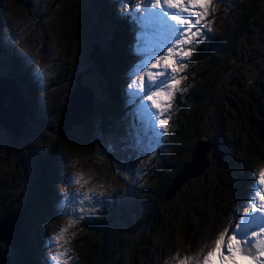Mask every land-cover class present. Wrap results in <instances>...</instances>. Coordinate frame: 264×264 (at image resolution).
<instances>
[{
  "label": "rangeland",
  "instance_id": "1",
  "mask_svg": "<svg viewBox=\"0 0 264 264\" xmlns=\"http://www.w3.org/2000/svg\"><path fill=\"white\" fill-rule=\"evenodd\" d=\"M49 1L13 0V4L12 0H4L5 10L0 25V51L4 55L3 59L1 58L4 63L1 64L2 61L0 63V76L10 77L15 82V78L5 71L8 69L7 56L22 64L27 70V77L20 78V80H23L25 84L23 86L28 94L24 93L25 91L21 92L23 86L17 82L23 108L16 107L13 114L16 115L19 123L20 120L22 124L29 120L32 121L31 124H28L30 129H22L21 133L12 136L4 130L5 125L0 126V164L3 168V171H0V184L9 187L10 181L5 182L4 176L8 174L15 179L14 174L20 171L16 167L18 165L26 174L22 189L26 188L31 191L29 195L33 202L43 199L48 207V210L41 214L40 219L28 220L27 234L21 238L22 252L16 253L14 250L12 254L0 253L1 257H10L9 264H18L19 262L28 264L27 259L30 256L38 257L33 259L31 264H57V261H53L51 257L57 253H63L65 249H69V251L61 258L60 264L63 260H67V264H74L76 261L73 263L70 259L73 260L77 255L76 245L78 247L80 245V241L77 242L78 238L88 236V240H91L92 237L91 230L85 233L84 227L90 229V224L97 222L100 224L98 232L103 231L100 236L103 238L106 248L114 251L116 246H125L123 239L118 235L132 232L135 226L136 229H139L141 222L137 225H135L136 222H133L134 219H137L134 209L138 208V215L143 216V209L146 208L148 202L152 201L147 196L149 188H147L148 179L145 177L150 172L159 175L161 166L168 172L173 167L165 163L170 136L174 132L169 123L173 114L172 116L166 115L170 116L167 131L162 136L156 135L159 121H152L142 111L144 116L138 114L141 103L150 105L151 102L147 99L141 101L140 97L133 96L132 90L129 89L131 82L128 81V77L132 75V81L135 79L137 86L140 85L139 76L136 74L144 66L143 63H147L151 59L149 52L156 43L152 29L143 27L138 22L137 27H131L133 16L130 14L136 11V5L142 3V0H65L77 14L81 24L80 28H82V22L85 25L89 24L84 29L83 35L73 34L71 29L69 30L66 26L65 14L52 13V10L49 9ZM241 4L239 0H218L214 5V10L210 9L207 15L205 23L208 27L202 25H196V27L201 28L203 34L211 32V35H214L220 15L233 12L234 7L237 10ZM142 12L141 9L139 14ZM55 17L59 19V25L56 24ZM209 28L210 30H208ZM140 31L145 34L149 33L148 43L146 42L142 51L137 49L141 47L137 42H134L135 39L142 41ZM247 36L248 34L245 35V37ZM231 37L232 40L235 38L233 35ZM245 37V42L241 37L239 44L246 43ZM69 42L74 48L70 55L68 52L64 53ZM204 43L203 38L195 42L194 46H187L192 48L191 56L193 54V57L199 60H208L211 52L207 47L210 42L205 46ZM260 43L263 44L262 49H264V38L260 40ZM98 47L100 54L110 50L122 61H125L116 67L117 77L111 79L108 72L107 77L102 76L100 71L93 68L92 51ZM200 47H204L203 51ZM198 49H200L198 53L194 54ZM256 49L261 50L260 47ZM64 54H68L71 58L73 69L64 82L53 81L58 62L63 59ZM191 56L183 60L182 63L185 65L189 63ZM93 58L103 70L102 60L100 61L99 56L94 54ZM4 64L5 66H2ZM188 68L189 66H186L183 71L173 75L183 77ZM261 68H264L263 52H259L257 57L249 61L243 71L247 77V83L250 84L254 79L252 86L259 87L256 99L263 112L259 113L261 116L256 115L259 116L256 117L257 123L253 135L256 139L259 137L256 134L258 131L260 137L264 138V105L263 107L259 105L260 101L264 102L262 96L264 93V73H262L264 69ZM149 70L154 71L150 65ZM95 72L98 75H95ZM234 73L236 75L237 71ZM113 79L116 80L115 84L112 83ZM184 80H181L180 85ZM45 81L50 82V87L47 86L49 88H46ZM76 81L79 86L76 85ZM255 81L258 82L257 85H255ZM103 85H108V87L103 89ZM115 85L121 86L119 93L114 91ZM75 87L78 90L71 94ZM182 90L184 93L186 88ZM213 90L207 91L205 88L201 92L200 99L203 100L205 106L203 109L205 116L202 118L204 124L209 121L210 125L214 124L215 126L216 118L219 117L216 107L220 105V99L212 96L214 95ZM219 94L217 96H223ZM76 95L77 99L82 101L81 107L85 108L83 114L80 111H75L76 108L69 111L72 115L74 113L75 119L79 118L77 122H74L75 125L70 127L71 130L79 132L76 135H71L79 142L71 145L72 148L68 144L70 151H54L53 168H47L48 172L45 174L49 176L51 184L46 186L42 179V170L36 165L29 166V164H32L38 155L41 158H46L53 130L60 133L67 130H62L63 122L67 119L66 125H68L71 119L62 115L61 111L72 102L70 98H74V96L76 98ZM6 105L7 100H4L2 106ZM55 111H57V115ZM77 112L78 116H76ZM102 112H105L108 120L104 128L100 127L98 117V114ZM151 112L155 113L157 109L153 108ZM228 113H232V111L230 110ZM40 116L42 118L38 120ZM47 116L50 119L55 117V122L47 123ZM5 120L7 124L11 123L6 118ZM219 127L222 128V126ZM213 131L219 130L215 126ZM245 132L243 130L238 134L243 135ZM213 137L215 140L219 138L215 135ZM81 139L86 140L85 146L80 143ZM214 139L212 138L211 141L200 136L196 140V143L201 144L199 147L196 146L198 148L195 150L197 158L193 161L191 170L187 171L183 177L179 175L172 183V192L179 191L178 197H175L176 202L156 207L160 213L161 224L156 243L150 241L153 246L156 245V252L153 253L150 249L148 254L144 255L149 259L146 264H179V261L185 257H194L197 253L206 254L214 246L212 242L218 238V235L226 229L231 234V229L235 227L240 216L248 210L245 207L248 190L253 178H256L258 182L259 170L264 168V150L258 156L253 151L251 155L252 157L257 156V159L250 162L246 159L250 165H248L249 168L243 170L239 164V157L229 158V149L225 144L228 139L225 142L218 141L219 147L216 142L213 143ZM230 142L231 147L235 146L234 153L237 154L244 150L237 137ZM83 147L89 148L92 153L85 151ZM206 152L211 154L210 159L208 157L206 159ZM160 161L162 162L161 166H159ZM202 162H204L203 165ZM186 164H191V161ZM222 165L228 166L229 172L240 173L242 170L243 173L246 172V182L241 183L238 192V185L234 187V192L228 188L230 182H225L228 175L222 174ZM206 166H209L208 175H203L195 180V176ZM81 173L88 181L85 184L82 180V187L72 182L73 178ZM151 175L152 173L149 174V176ZM187 179H191L190 184L187 187H181L180 185ZM31 181H35L36 185H32ZM135 186L144 188L147 197L140 194V191H144L143 189L135 188ZM89 190L94 191L96 195L90 201H83V194ZM21 191L18 185L12 190L18 200L23 196L20 195ZM2 192L4 191L2 190ZM77 193L79 196H75ZM47 196L49 201H47L48 198L46 199ZM25 201L24 199L23 210ZM29 213L31 212L27 214ZM73 216L82 217V219L75 220L69 226V221ZM127 223L131 225L128 226ZM82 224H85L84 227ZM61 228H67V232L63 240L57 244L52 241V237ZM34 229L40 230L34 235L35 238H32ZM187 229L188 231L184 232ZM19 242L20 239L17 243ZM135 264L145 263H141L138 259Z\"/></svg>",
  "mask_w": 264,
  "mask_h": 264
},
{
  "label": "trees",
  "instance_id": "2",
  "mask_svg": "<svg viewBox=\"0 0 264 264\" xmlns=\"http://www.w3.org/2000/svg\"><path fill=\"white\" fill-rule=\"evenodd\" d=\"M239 3L242 4L237 10L234 7L233 12L231 11L226 15H220V18L217 22V29L215 30L214 35H211V32H205L204 46L210 42L207 47L208 51L211 52L208 60H199L196 57H193L192 54L190 62L186 63V66H189V68L185 71V74L183 76L185 80L180 86L178 85L179 90L175 92L172 99L173 101L168 102L171 104V108L168 109L165 115L172 116L173 114L172 120H170L169 123L172 125L174 132L170 136L168 155L165 159V163L168 165H172L173 167L168 172L161 166V159L159 164V166H161V169H159V175L155 172H150L145 177L148 179L147 188H149L147 191V196H149L150 200L152 201L148 202L146 208L143 209V216L138 215V208L134 209L137 214V219H134L133 222H136L135 225L141 222L140 228L136 229L135 226L132 232L120 233L118 237H121L123 239L125 246H120L121 249L120 247L116 246L113 251L104 246V240L100 236L103 231L101 230V232H98L100 231V224L98 222L95 224H90V229L84 227L85 224H82L85 233L91 230L92 237L91 240H88V236H85V238L80 236L78 238L77 242L80 241L79 247L76 245V254L78 256L75 254L76 256L74 257V259H70V261L73 263L74 261H76L74 264H135L138 259H140L141 263L143 262L146 264L149 262V259L144 255H146V253L148 254V251L150 249L153 253L156 252V245L153 246L150 241L152 240V243H156V239H158V229L161 224L160 213L158 212L156 207L165 205L166 203L169 204L176 202L175 197L179 194V191L175 190L174 192H172L171 185L175 179V176L179 173L181 168H183V166L186 165L187 162H189L191 151L196 143V140L200 136H204V138L211 141L212 138L214 139L213 135L219 137L218 139H214L213 141V143L216 142L217 146L219 144L218 141L225 142L226 139H228L225 144L229 149V158L235 159V157H239V164L243 170L249 168V162L253 159H257L258 154L261 153L262 150H264L263 136L262 138L260 137L259 131L258 133L256 132L257 136H259L257 139L253 136L255 134L254 128L257 123L256 117L261 116L259 115V113L263 112V109L259 108L256 99V94L259 90V87L252 86L254 79L250 84L247 83V77L243 73L244 67L249 63V61H251L254 57H257L259 52L264 53V49H262L263 44L260 43V40L264 38V0H239ZM49 9L52 10V13L61 12L65 14L67 18L66 26L69 28V30L71 29L73 34L83 35L85 32L84 29L89 25H85L84 22H82V28H80L81 24L79 19L77 18V14L73 11L70 5L66 3L65 0H50ZM4 10V0H0V25ZM55 22L58 25L60 23L59 19L56 17ZM131 27L133 26L131 25ZM231 34L233 35V37L235 36L233 40L231 39ZM246 34H248L247 37H245ZM241 37L244 42V37L246 38V43H244V45H242L241 43L239 44V42L241 41ZM257 47H260L262 51L257 50ZM73 49V45L71 44V42H69L64 53L68 52L70 55V52ZM200 49L203 51L204 47H200ZM200 49L196 50L194 54L198 53ZM104 54L107 63V70L104 76H106L108 72L111 79L112 77H117L115 69L118 65H120V63L122 64L125 61H122L120 57L115 55V53L110 50H107L106 52H104ZM69 55L64 54L63 59L58 62V68L55 71L53 81L59 82L60 80L64 82L68 74L73 69L71 66V58H69ZM3 57L4 55L0 51V63L2 61L1 58L3 59ZM7 57L8 69H5V71L9 72L10 75L15 78V85L17 82L20 86L25 85L23 83V80H20V78L27 77V70L24 69L22 64L17 63L10 56ZM3 63L4 62L2 61L1 64ZM2 66H5V64ZM19 67L21 68L17 69ZM235 71H237L236 75L234 73ZM262 73H264V70ZM95 75H98V73L95 72ZM45 82L46 88H49L50 82ZM112 83L115 84L116 80L113 79ZM254 83L255 85H257L258 82L255 81ZM48 85L49 87H47ZM107 87L108 85L102 86L103 89ZM120 87V85H115L114 91L116 93H119ZM183 88H186V90H184V93H182ZM194 88L195 91H193ZM205 88L207 91H212L213 89H215L213 90L214 95L212 96L220 99V105L216 107V113L218 112L219 117L216 118L217 122L215 123V126L219 131H213L215 128L214 124L210 125L209 121L204 124L202 120V118L205 116L203 110L205 106L203 100L200 99V95ZM24 91L25 87L23 86V90H21V92ZM24 93L28 94V91H25ZM207 93L211 94L210 92ZM217 94L223 96L219 97L217 96ZM262 96L264 98V93L262 94ZM259 105L260 107H263L264 102L260 101ZM230 110L232 111V113H228ZM111 111L113 113L112 109ZM206 113H208V111H206ZM55 114L57 115V111H55ZM98 115L97 116L100 119V127L104 128L106 126V123L108 122L107 116L105 115V112H102ZM88 117L90 118V116ZM41 118L42 116H40L38 120ZM46 120L47 123H49L50 121L55 122V117L54 119H50V117L47 116ZM46 120L44 119V122H46ZM260 120H262V118H260ZM31 122V120L25 122V127L23 129H30L28 124H31ZM218 125L222 126V128ZM70 130V127L63 133H60L57 130H53L50 141L48 143L49 151L46 152V158H41L38 155L35 157L34 162L32 164H29V166L36 165L39 169L42 170V179L44 180V184L46 183V186H50L51 184V180L48 178L49 176L45 174L46 172H48L47 168H53L52 158L54 157V151H70V148L73 147L71 145L79 142V140H76L77 138L73 139L71 137V135H76L79 132L77 130L75 131L74 129H72L71 131ZM243 130H245L246 132L243 135H239L238 132H241ZM235 137H237L240 144L242 143V146L244 147V150L242 152L237 153L238 155L233 152L235 146L233 145L234 147H231L230 142L231 140H234ZM80 143L83 144L82 146H85L87 142L85 139H81ZM68 144H70V148H68ZM83 148L85 151H89L90 154L92 153L89 148ZM253 151L254 153H257L256 157H252L251 153H253ZM210 156V153H206V157H208V159L211 158ZM16 167H18L20 171L14 174V176L16 177L15 179H13L8 174L4 176L5 182L10 181L9 187L11 190L8 186H3L2 184H0V215L5 209L17 202V196L12 193V190H14L17 185L22 190L21 193L19 192L20 195H23L22 197L26 201L25 208L23 210L24 212L21 216L22 229L19 235L20 242L17 243L16 248L11 250L10 252L7 249L6 244L0 243V253L4 255L8 253L12 254L14 250L16 251V253L22 252L23 246H21L22 248L20 247V245H22L21 238H23L25 234H27L26 225L28 220L35 221V219H40L41 214L48 210L45 200L37 199L34 200L35 202H33V200L30 199L29 195L31 191H29L28 189L26 190V188L25 190L24 188L22 189L23 182L25 180L24 177L26 174L25 171L18 165H16ZM221 169L223 172L222 174L228 175L227 180H225V182H230V186L228 184V188L234 192V187L238 185V192V188H241V183L246 182V172L243 173V170L240 173L236 171L229 172L228 166L226 165H222ZM0 171H3L1 164ZM208 171L209 166H206L201 170L199 174L195 176V180L201 178L203 175H208ZM151 173L152 175L149 176V174ZM190 182L191 179H187L180 186L187 187ZM30 183L32 185H36L35 181H31ZM135 188L143 189L144 191H140V194H146V190L144 188L140 186H135ZM2 190L4 192H2ZM48 196L46 197V199L48 198L47 201H49ZM27 198L29 199L27 200ZM28 212L31 213L27 214ZM94 219L97 220L95 217ZM127 225L130 226L131 224L127 223ZM39 230L34 229L32 238H35L34 235L39 233ZM187 231L188 229L184 232ZM94 237L95 240H93ZM91 247L93 249H90ZM37 258L38 257L34 256L28 257V264H31V261ZM18 264L23 263L19 262Z\"/></svg>",
  "mask_w": 264,
  "mask_h": 264
},
{
  "label": "snow or ice",
  "instance_id": "3",
  "mask_svg": "<svg viewBox=\"0 0 264 264\" xmlns=\"http://www.w3.org/2000/svg\"><path fill=\"white\" fill-rule=\"evenodd\" d=\"M216 2L218 0H142V3L136 5V11L130 14L141 26L152 29L156 40L149 52L151 59L136 74L140 85L137 86L133 79L129 89L141 101L147 99L151 102L150 105L141 103L140 110L152 121H159L158 136L167 131L170 119L165 113L171 104L165 102L173 99L179 90L178 85L184 79L173 74L186 67L182 61L189 58L192 52V48L187 46H194L195 42L204 38L201 28L196 25L208 27L205 21L209 10H214ZM141 9L142 14H138ZM149 65L156 71H150ZM153 108L157 112H151ZM82 180L88 183L81 173L72 182L82 187ZM95 195L94 191L89 190L83 194L82 200L90 201ZM75 196H79V193ZM245 207L248 210L240 216L231 234L226 229L212 242L214 246L206 254L197 253L194 257H185L179 264H264V168L259 170L258 182L256 178L251 181ZM77 219L82 217L73 216L69 226ZM66 232L67 228H61L52 237V241L59 244ZM68 251L65 249L51 259L60 264L61 258ZM62 264H67V260H63Z\"/></svg>",
  "mask_w": 264,
  "mask_h": 264
},
{
  "label": "water",
  "instance_id": "4",
  "mask_svg": "<svg viewBox=\"0 0 264 264\" xmlns=\"http://www.w3.org/2000/svg\"><path fill=\"white\" fill-rule=\"evenodd\" d=\"M100 55H102V53ZM92 61L94 63L93 68L96 71L97 70L100 71L102 76H104L103 70L105 72V69L102 70V68L100 67V65H99V63L97 61L94 62L93 59H92ZM100 68H101L102 71L100 70ZM103 68H104V66H103ZM77 83H78V81H76V85H77ZM77 86H79V85H77ZM3 88L12 89L16 97L15 98H6V97L0 95V126L3 127V125H5L3 128L8 134L13 135V134H16V133H21L22 129L25 127V125L22 124L21 120H20V123H19L16 115L13 114V111L16 110V107H18L21 104V97L18 94V88L16 87L15 82L13 81V79H11L10 77H4V76L1 77L0 76V94H1ZM75 91H76V87L72 89V93L75 92ZM77 98H78L77 95H76V98H75V96H74V98H70L72 100V102L69 105H67L61 111L62 115H66V116H68L71 119V122L68 125H66V123H67L66 120L67 119H65V122H63L64 123V128H62V130L63 129H68L69 127L75 125L74 122H77L78 119H79V118L75 119L74 118V113L72 115L69 111H72L73 108H76L75 111H80L81 114L84 113L83 109H85V108H81V105H82L81 102L82 101H80ZM4 100H7V105L5 107L2 106V103L4 102ZM20 108H23V107L21 106ZM4 117L8 121H10L11 123L7 124V121L5 120ZM85 118H86V115H85L84 119ZM13 126H14V128L11 129V127H13ZM200 144L201 143H199V142L195 143V145H194V147H193V149L191 151L189 162L191 161V159L192 160H196L197 151L195 152V150L198 149V148L196 149V146H198ZM204 162H202V165L204 164ZM188 165L189 164L184 165L183 168H181V169H184V168L186 169V167ZM180 171H179V173H180ZM184 173L185 172H183V174ZM23 202H24V198L22 197L14 205H12V206L8 207L7 209H5L3 211V213L0 215V243L6 244L7 249L9 251L13 250L17 246V241L19 239V235H20V232H21V229H22L21 216H22V213H23ZM10 261H11V259H10L9 256L8 257H1L0 256V264H9Z\"/></svg>",
  "mask_w": 264,
  "mask_h": 264
},
{
  "label": "bare ground",
  "instance_id": "5",
  "mask_svg": "<svg viewBox=\"0 0 264 264\" xmlns=\"http://www.w3.org/2000/svg\"><path fill=\"white\" fill-rule=\"evenodd\" d=\"M132 26H134V27H137L136 26V23H135V21H132ZM153 37V36H152ZM131 38V37H130ZM134 38V37H133ZM141 40H143V36H141ZM134 42H137L138 44H140L141 43V41H137L136 39H135V41ZM148 43V42H147ZM131 47V46H130ZM99 47L97 48V49H93V51H92V59L94 60V58H93V55L94 54H96V55H98L99 56V58H100V61L102 60V65L104 66V69H105V72H106V70H107V63H106V58H104L105 57V54L104 53H102V55H100L99 54ZM139 51L141 50L142 51V49L143 48H137ZM148 51V50H147ZM149 52V51H148ZM138 58H140L139 56H137ZM94 62H95V60H94ZM143 64H146V63H143ZM100 70H101V68H100ZM102 71V70H101ZM154 71H155V69H154ZM105 72H104V75H105ZM78 90V88H76V91ZM72 93V92H71ZM0 95H2V96H4V97H6V98H15L16 96H15V94H14V92H13V90L12 89H5V88H3L2 89V92H1V94ZM22 106V100H21V104L19 105V108ZM82 108V107H81ZM82 111V110H81ZM138 114H139V112H138ZM76 116H78V112L76 113ZM198 147H199V145H198ZM197 149V148H196ZM194 157V156H193ZM193 161L194 160H192L191 159V164H189L187 167H186V169L184 168V169H181V171H180V173L179 174H177L176 176H175V179L180 175V176H182L183 177V175L185 176L186 175V172L187 171H190L191 170V166H192V164H193ZM193 170V169H192ZM183 172H185L184 174H183ZM187 174H189V173H187ZM175 179H174V181H175ZM173 181V182H174ZM171 189H172V185H171Z\"/></svg>",
  "mask_w": 264,
  "mask_h": 264
},
{
  "label": "flooded vegetation",
  "instance_id": "6",
  "mask_svg": "<svg viewBox=\"0 0 264 264\" xmlns=\"http://www.w3.org/2000/svg\"><path fill=\"white\" fill-rule=\"evenodd\" d=\"M207 154L209 153V152H206ZM206 159H207V157H206Z\"/></svg>",
  "mask_w": 264,
  "mask_h": 264
}]
</instances>
